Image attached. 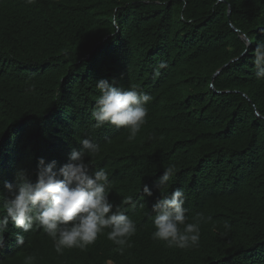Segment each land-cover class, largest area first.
<instances>
[{
  "label": "trees",
  "instance_id": "trees-1",
  "mask_svg": "<svg viewBox=\"0 0 264 264\" xmlns=\"http://www.w3.org/2000/svg\"><path fill=\"white\" fill-rule=\"evenodd\" d=\"M245 39L252 44L241 55ZM257 41L264 42V0H0V190L4 182L15 186L20 170L34 183L41 159L57 162L58 170L79 150L78 140L89 138L100 146L88 158L89 174L108 173L110 202L122 205L137 227L123 255L105 232L90 252L65 249L55 257L41 229L21 233L24 244L17 245L21 230L9 224L0 264H27L28 256L35 257L31 264H264V80L256 79L252 63ZM162 60L167 67L155 76ZM102 79L152 97L134 141L125 129L92 127ZM169 165L174 177L157 188ZM143 185L152 197L143 196ZM177 189L184 193L186 223L198 214L211 217L201 222L198 246L185 250L151 239L152 205ZM128 196L135 207L123 204Z\"/></svg>",
  "mask_w": 264,
  "mask_h": 264
},
{
  "label": "clouds",
  "instance_id": "clouds-1",
  "mask_svg": "<svg viewBox=\"0 0 264 264\" xmlns=\"http://www.w3.org/2000/svg\"><path fill=\"white\" fill-rule=\"evenodd\" d=\"M31 2L32 0H28V3ZM111 25L114 32H119L115 14L111 18ZM251 44L252 40L248 39L241 55L247 52V47ZM238 59L239 56L235 57L234 62ZM252 63L256 79L264 80V42H256ZM166 67V62L160 61L154 69V75L159 76L160 70ZM96 88L100 94L91 112V119L94 121L92 127L125 129L128 132L127 140L134 141L141 127L147 122L146 105L152 97L135 87L127 90L115 87L104 79L96 83ZM79 145L80 149L73 150L68 157V163L58 170L55 161L45 165L43 159L39 160L34 183L24 170L16 173L15 186L4 182L3 190H0V250L5 247V233L9 224L14 229L21 230L14 234L17 245L24 244L21 233L41 229L52 240L57 255H63L65 249L85 251L105 232L107 239L116 246L114 251L120 255L132 247L131 238L136 235L137 227L125 214L122 205L110 202L108 173L100 169L92 170L89 174L91 160L88 158L99 153V144L83 138ZM175 173V165L166 167L156 187L166 186ZM141 191L144 197L153 196L148 185H143ZM4 192L9 193L7 198ZM123 204L135 207L132 196L126 197ZM183 205L184 193L180 189L172 192L170 196L156 200L151 207V213L154 214L152 240L163 242L168 248L180 250L198 246L201 222L210 221L211 217L205 218L198 214L194 223H186V209ZM223 227L228 229L230 225L225 222ZM34 259V256H28L27 264H31ZM105 264L115 262L107 259Z\"/></svg>",
  "mask_w": 264,
  "mask_h": 264
},
{
  "label": "bare ground",
  "instance_id": "bare-ground-1",
  "mask_svg": "<svg viewBox=\"0 0 264 264\" xmlns=\"http://www.w3.org/2000/svg\"><path fill=\"white\" fill-rule=\"evenodd\" d=\"M84 103H85V102H84ZM84 106H85V105H84ZM89 108H90V107H89ZM76 113H77V112H76ZM80 114H81V113H80ZM82 114H83V113H82ZM68 115H69V114H68ZM74 118H75V117H74ZM71 120H73V118H72ZM78 120H80V119H78ZM84 120H85V119H84ZM48 122H49V121H48ZM62 123H63V122H62ZM71 123H72V122H71ZM67 124H68V123H67ZM67 124H66V125H67ZM63 126H64V125H63ZM66 127H67V126H66ZM64 128H65V127H64ZM70 129H71V128H70ZM92 129H93V128H92ZM92 129H91V130H92ZM58 130H59V129H58ZM86 130H87V129H86ZM59 131H60V130H59ZM70 131H71V130H70ZM84 131H85V130H84ZM57 132H58V131H57ZM57 132H56V133H57ZM88 132H89V130H88ZM114 132H115V131H114ZM67 134H68V132H67ZM76 134H77V133H76ZM80 136H81V135H80ZM52 137H55V136H51V138H52ZM69 137H72V136H69ZM59 138H61V137H59ZM73 138H74V137H73ZM46 139H47V138H46ZM49 139H50V138H49ZM62 139H63V138H62ZM69 139H70V138H69ZM67 140H68V139H67ZM75 140H77V139H75ZM80 140H81V139H79L78 141L80 142ZM55 141H56V140H55ZM75 142H76V141H75ZM75 142H74V143H75ZM60 143H61V142H60ZM60 143H59V144H60ZM76 143H78V142H76ZM60 145H61V144H60ZM68 146H69V145H68ZM74 146H75V144H74ZM55 147H56V146H55ZM70 147H71V146H70ZM68 148H69V147H68ZM71 148H72V147H71ZM53 149H54V148H53ZM55 149H57V148H55ZM55 149H54V150H55ZM72 149H74V148H72ZM77 149H78V146H77ZM77 149H76V150H77ZM79 149H80V148H79ZM61 154H62V153H61ZM61 154H60V155H61ZM63 155H64V154H63ZM48 158H49V157H48ZM61 158H62V157H61ZM62 159H63V158H62ZM65 159H66V158H65ZM67 161H68V160H67ZM56 163H57V162H56ZM57 166H58V165H57ZM59 166H60V165H59ZM188 220H189V219H188ZM187 223H188V221H187ZM211 226H212V225H211ZM205 228H206V227H205ZM202 229H203V228H202ZM210 229H211V228H210ZM101 235H103V234H101ZM101 235H100V236H101ZM105 235H106V234H105ZM105 235H104V236H105ZM42 236L45 237V235H42ZM102 237H103V236H102ZM100 238H101V237H100ZM100 238H99V239H100ZM97 239H98V238H97ZM103 239H104V238H103ZM220 239H221V238H220ZM46 240H47V238H46ZM46 240H45V241H46ZM49 240H50V238H49ZM49 240L46 241V242H49ZM106 240H107V239H106ZM149 240H150V239H149ZM45 241H44V242H45ZM50 241H51V240H50ZM96 241H97V240H96ZM103 241H104V240H103ZM107 241H108V240H107ZM150 241H151V240H150ZM150 241H149V242H150ZM219 241H220V240H219ZM98 242L101 244L100 241H98ZM138 242H139V241H138ZM50 243H52V242H50ZM104 243H105V242H104ZM109 243H111V242H109ZM95 244H96V243H95ZM105 244H106V243H105ZM111 244H112V243H111ZM40 245H42V243H41ZM44 245H45V244L43 243V246H42V247H44ZM47 245H48V244L46 243V246H47ZM51 245H52V244H51ZM51 245H50V246H51ZM108 245H109V244H108ZM46 246H45V250H42V248H40V249L42 250L41 252L45 251V252L47 253V249H46V248H48V247H46ZM48 246H49V245H48ZM90 246H92V245H90ZM162 247H163V246H162ZM131 248H132V247H131ZM43 249H44V248H43ZM88 249H89V247L87 248V251H88ZM90 249H91V248H90ZM166 249H167V248H166ZM170 249H171V248H170ZM51 250H52V246H51ZM51 250H49V252H50ZM66 250H67V249H66ZM66 250H65V251H66ZM75 250H76V249L73 250L74 255L77 253V252H74ZM91 250H92V249H91ZM168 250H169V249H168ZM178 250H179V249H178ZM70 251L72 252L71 249H70ZM70 251H67V252H69V254H71ZM45 252H44V254H45ZM53 252H54V251H53ZM80 252H81V251H80ZM80 252H79V253H80ZM88 252H90V251H88ZM88 252H86V253L90 255V253H88ZM126 252H128V251H126ZM173 252H174V251H173ZM50 253H51V252H50ZM54 253H55V252H54ZM79 253H78V254H79ZM81 253H82V252H81ZM84 253H85V252H84ZM84 253H82V254H84ZM93 253H94V252H93ZM93 253H92V254H93ZM129 253H130V252H129ZM48 254H49V253H48ZM69 254H68V257H70ZM78 254H77V255H78ZM115 254L117 255V252H116ZM130 254H131V253H130ZM130 254H129V255H130ZM41 255H42V254L40 253V256H41ZM51 255H52V257H50V259H52V258L54 259L56 256H58L57 254H55V257H53V253H51ZM127 255H128V254H127ZM49 256H50V255H49ZM80 256H81V254H80ZM80 256H79V257H80ZM84 256L87 257L86 255H84ZM84 256H83V257H84ZM93 256H94V255H92V258H93ZM44 257H46V256H44ZM44 257H43V258H44ZM47 257H48V256H47ZM47 257H46V258H47ZM79 257H75V258L78 259ZM118 257H119V256H118ZM72 258H73V257H72ZM57 259H58V257H57ZM88 259H89V258H88ZM61 260H62V259H61ZM79 260H80V259H79ZM50 262H51V261H50ZM50 262H49V263H50ZM129 263H130V262H129ZM88 264H89V262H88ZM91 264H92V262H91ZM103 264H104V263H103Z\"/></svg>",
  "mask_w": 264,
  "mask_h": 264
},
{
  "label": "water",
  "instance_id": "water-1",
  "mask_svg": "<svg viewBox=\"0 0 264 264\" xmlns=\"http://www.w3.org/2000/svg\"><path fill=\"white\" fill-rule=\"evenodd\" d=\"M227 17H229V11H228V13H227ZM246 40V42H247V39H245ZM224 68V67H223ZM220 72V70L219 71H217L215 74H214V76H213V78H212V81L214 80V78L218 75V73ZM212 90H213V86L211 85V87H210Z\"/></svg>",
  "mask_w": 264,
  "mask_h": 264
}]
</instances>
